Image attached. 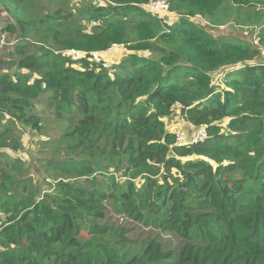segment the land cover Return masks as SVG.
I'll return each mask as SVG.
<instances>
[{
  "label": "trees",
  "instance_id": "16d2710c",
  "mask_svg": "<svg viewBox=\"0 0 264 264\" xmlns=\"http://www.w3.org/2000/svg\"><path fill=\"white\" fill-rule=\"evenodd\" d=\"M7 1L0 5L10 10ZM107 1L14 16L21 39L43 46L18 63L38 77L0 75V114L31 121L32 98L45 95L84 154L61 170L88 176L97 164L123 169L127 179L106 193L63 185L38 201L18 194L22 179L0 152V264H264V62L254 60L264 37L254 46L196 21L213 24L226 3L264 0H165L180 16L173 24L147 9L158 0ZM115 44L130 50L117 65L89 60ZM67 49L86 55L71 59ZM219 74L223 85L214 82ZM178 104L194 128L207 127L204 143L176 144L166 120ZM8 132L0 131V143ZM105 199L183 245L175 254L151 240L127 259L129 229L105 224Z\"/></svg>",
  "mask_w": 264,
  "mask_h": 264
},
{
  "label": "rangeland",
  "instance_id": "374dc122",
  "mask_svg": "<svg viewBox=\"0 0 264 264\" xmlns=\"http://www.w3.org/2000/svg\"><path fill=\"white\" fill-rule=\"evenodd\" d=\"M19 1H7L10 10L0 5V75L7 74L13 79L19 73H29L33 77H38L30 68H20L18 63L25 57L40 56L43 46L37 38L21 39L20 32H18L21 30V25L14 16L18 17L17 19L30 20L68 5L76 10L84 4L106 5L108 3L107 0ZM156 14L161 15L169 24L180 20V16L170 11L159 10ZM196 21L205 23L218 37L238 39L259 46L260 37H264V4L256 3L246 7H237L226 3L217 18L212 21L213 24L207 20ZM8 23L14 24V30L7 29ZM129 51L126 46L118 45L115 49H109L100 56L102 61L114 66L125 59ZM141 53L150 55L147 51H141ZM261 54L254 59L256 62H264V52ZM74 66L80 67V64L76 63ZM222 77L223 75H216L214 82L223 85ZM31 103L27 109V119L32 118L31 121L25 122L11 118L7 114H0L2 118L0 131L9 128L7 136L0 143V152L6 154L4 159H8L17 170L15 179H22L21 186L18 188L20 196H32L40 201L47 193H60L63 185H67L72 193L79 187L86 193L93 190L106 193L110 188L115 187L114 183L121 185L125 183L127 176L124 170L114 167L102 168L93 164L94 171L88 176L67 175L63 172L61 168L64 162L70 163L72 160L84 159V154L80 148H76L75 137L67 136L66 132L70 131L68 124L57 118L47 103L45 95L32 98ZM228 121L225 119L220 123L224 131H229ZM190 125L182 118L180 108L177 113L166 120V126L173 133L177 129L184 128L188 134H191L193 128L190 129ZM135 182L140 185L143 179L138 178ZM102 208L105 212V224L129 229L127 236L130 242L124 252L127 259L140 254L151 240L161 242L166 250L173 251L175 254L183 245V239L177 234L165 232L158 227L146 226L126 213L118 212L109 199L104 200Z\"/></svg>",
  "mask_w": 264,
  "mask_h": 264
},
{
  "label": "built area",
  "instance_id": "2783aa9c",
  "mask_svg": "<svg viewBox=\"0 0 264 264\" xmlns=\"http://www.w3.org/2000/svg\"><path fill=\"white\" fill-rule=\"evenodd\" d=\"M147 9L152 13L156 14L159 10L169 11V4L165 0L153 1L149 5H147ZM118 45L115 44L112 49H115ZM63 56H66L71 59H79L86 55V52L78 50V49H67L62 52ZM90 61L101 62V56L99 52H93L92 56L89 58ZM105 67L110 66L108 63H104ZM180 108V105H176L173 107L172 111L177 113ZM183 118V117H182ZM184 119V118H183ZM175 139L176 144L178 145H193L204 143L208 138V130L206 126L196 127L192 130L191 134H188L184 128H180L175 130ZM3 217H0V225L3 224Z\"/></svg>",
  "mask_w": 264,
  "mask_h": 264
},
{
  "label": "crops",
  "instance_id": "0c3cea01",
  "mask_svg": "<svg viewBox=\"0 0 264 264\" xmlns=\"http://www.w3.org/2000/svg\"><path fill=\"white\" fill-rule=\"evenodd\" d=\"M186 127H187V126H186ZM192 128L194 129V127H193L192 125H190V129H192ZM193 129H192V130H193Z\"/></svg>",
  "mask_w": 264,
  "mask_h": 264
}]
</instances>
